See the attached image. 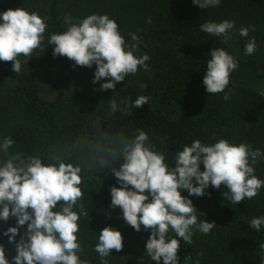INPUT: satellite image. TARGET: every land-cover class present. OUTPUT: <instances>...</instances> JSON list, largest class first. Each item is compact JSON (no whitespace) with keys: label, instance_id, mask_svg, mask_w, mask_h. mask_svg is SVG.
I'll list each match as a JSON object with an SVG mask.
<instances>
[{"label":"trees","instance_id":"trees-1","mask_svg":"<svg viewBox=\"0 0 264 264\" xmlns=\"http://www.w3.org/2000/svg\"><path fill=\"white\" fill-rule=\"evenodd\" d=\"M17 8L45 17L48 28L42 48L28 61L20 57L19 74L12 71V62L0 61V142L11 137L15 141L8 150L11 154L38 155L45 163L59 159L81 169V203L88 217L79 221L78 239L84 247L81 258L88 264H101L94 245L106 226L123 236L122 250H111L108 264H142V259L143 264H156L145 254L150 231L143 225L135 231L123 221L119 207H110V187H119L111 169L123 163L124 141L134 138L137 129L148 134L149 142L170 165L177 152L196 139L204 144L227 139L264 151V96L230 79L226 101L224 93L209 94L203 85L210 51L223 48L238 61L237 71L264 86V53L255 51L250 55L253 59L243 61L223 37L199 28L208 21L233 20L231 35L243 40L237 30L254 26L246 39H255L260 46L264 44V0H221L218 7L207 9L192 0H0V13ZM93 13L114 19L125 40L138 43L135 55L150 57L147 69L127 76L115 91L99 90L106 79L92 83L95 64L73 67L68 58L54 57L47 43L53 33L66 30L68 17L76 22ZM129 33L140 40L132 41ZM141 95L149 98L148 103L132 107ZM112 98L123 113L111 111ZM254 175L264 180V160L255 166ZM224 190L209 186L202 197L182 191L198 212L205 213L200 219L214 221L216 227L207 235L194 230L191 245L181 241L179 264L197 260L199 264H264V226L259 231L249 226L252 218L264 216V187L256 197L237 205L226 200ZM15 225V218L0 220V244L10 264L15 245L3 232ZM25 229L26 225L19 229L16 241Z\"/></svg>","mask_w":264,"mask_h":264},{"label":"clouds","instance_id":"clouds-1","mask_svg":"<svg viewBox=\"0 0 264 264\" xmlns=\"http://www.w3.org/2000/svg\"><path fill=\"white\" fill-rule=\"evenodd\" d=\"M192 3L207 9L218 7L221 0H192ZM67 24L65 31L48 37L52 54L73 61V67L91 68L95 64L92 83L107 81L100 84V91H115L116 84L124 82L127 76L147 69L146 61L150 57L135 55L138 43L127 42L118 23L107 14L93 13L76 22L68 17ZM47 28L46 18L36 12L17 8L0 13V61L12 62V71L19 74L20 57L28 61L35 50L42 48ZM199 28L211 36L223 37V42L227 43L234 38L231 33L235 21H208ZM237 31L239 36L247 37L255 28L241 27ZM129 35L132 41L140 40L136 33ZM256 48L255 39L249 40L245 54H253ZM209 55L203 76L205 91L212 95L224 93L223 99L227 101L230 93L225 89L230 83V74L239 67L238 61L223 48L212 49ZM260 95L264 96V92ZM148 100L141 95L132 107H143ZM109 101L113 113L124 112L118 109L115 99ZM137 133L124 141L120 153L123 163L111 169L119 187H110V207H119L121 218L135 231H141V225L145 231H150L145 254L156 264L161 261L162 264H179L181 241L191 245L194 230L207 235L216 227L214 221L200 219L205 213L198 212L182 191H187L188 196L202 197L209 186L215 189L223 186L222 195L237 205L245 199H253L264 187V180L254 175L255 166L264 160V151L254 150L250 144H233L227 139L204 144L196 139L177 152L172 166L165 162L163 153L155 150L146 132L137 129ZM14 144L11 137L0 142V153L7 154L0 160V220H16L15 226L3 232L15 245L16 254L11 264H88L81 258L84 247L78 239L79 221L82 216L88 217L81 203V169L59 159L45 163L38 155L8 154ZM25 225L24 233L16 241L19 229ZM249 226L259 231L264 226V216L252 218ZM261 247L264 248V244ZM122 248L123 236L111 226L100 231L94 245L101 264H108L106 257L111 255V250L120 252ZM0 264H10L3 244H0Z\"/></svg>","mask_w":264,"mask_h":264},{"label":"rangeland","instance_id":"rangeland-1","mask_svg":"<svg viewBox=\"0 0 264 264\" xmlns=\"http://www.w3.org/2000/svg\"><path fill=\"white\" fill-rule=\"evenodd\" d=\"M233 37L234 38L230 39L228 42L234 54L243 61H247L248 59H253L252 56L246 55L244 51L245 45L249 40H247L246 37H241V36L240 38H242L243 40H240L236 36H233ZM256 51L264 53V44L257 46ZM247 74L248 73L246 72L241 73L235 70L230 74V79L235 85L246 86L258 93L264 92L263 84H261V82H258V81L256 82L255 80H251ZM8 154H11V153L8 151ZM6 155L7 154L3 153L4 159L6 158Z\"/></svg>","mask_w":264,"mask_h":264}]
</instances>
